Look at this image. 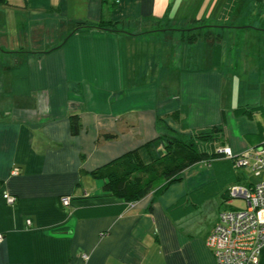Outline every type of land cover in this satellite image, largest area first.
Returning <instances> with one entry per match:
<instances>
[{"label":"crops","instance_id":"1","mask_svg":"<svg viewBox=\"0 0 264 264\" xmlns=\"http://www.w3.org/2000/svg\"><path fill=\"white\" fill-rule=\"evenodd\" d=\"M239 1L264 6L0 3V264H217L206 239L228 208V189L261 178L217 158L190 167L162 193L127 203L91 173L156 139L165 126L188 135L218 128L212 151L227 146L245 154L262 144L264 134L241 125L263 103L235 104V75L223 66L226 29L264 33L238 23ZM102 21L117 31L76 29ZM248 69L237 80L257 78L256 68ZM75 114L78 135L71 133ZM106 134L116 137L102 139ZM15 168L20 174H12ZM5 194L16 202L8 204ZM65 196L70 206L62 204Z\"/></svg>","mask_w":264,"mask_h":264},{"label":"trees","instance_id":"2","mask_svg":"<svg viewBox=\"0 0 264 264\" xmlns=\"http://www.w3.org/2000/svg\"><path fill=\"white\" fill-rule=\"evenodd\" d=\"M0 3L7 2L0 0ZM234 6L235 3H232L231 7ZM76 29L117 31L115 23L105 21L97 24L79 22ZM70 120L71 133L78 135L81 130L80 117L75 114ZM159 125L164 126L162 120H159ZM165 131L156 139L93 171L91 175L103 182L105 192L127 203H135L152 193H162L170 184L181 181L183 173L190 167L225 158L210 149V145L218 141V128L195 135L179 133L166 126ZM115 137L111 134L101 136L106 140ZM154 201L155 198L151 202L150 211Z\"/></svg>","mask_w":264,"mask_h":264},{"label":"built area","instance_id":"3","mask_svg":"<svg viewBox=\"0 0 264 264\" xmlns=\"http://www.w3.org/2000/svg\"><path fill=\"white\" fill-rule=\"evenodd\" d=\"M216 152L234 161L236 168L253 172L262 179L253 186L233 185L228 189L229 198L244 199L247 208L221 211L206 246L217 264H258L264 249V140L245 154H235L227 146L217 148ZM12 174H20V169L15 168ZM3 198L10 205L16 202V197L10 194ZM61 202L65 207L70 206L71 197H62Z\"/></svg>","mask_w":264,"mask_h":264},{"label":"rangeland","instance_id":"4","mask_svg":"<svg viewBox=\"0 0 264 264\" xmlns=\"http://www.w3.org/2000/svg\"><path fill=\"white\" fill-rule=\"evenodd\" d=\"M239 11H241V15H238L239 22L244 25H257L259 28L264 29V6L262 4H257L253 7H248L247 5H242L241 1H239ZM242 13H246L243 15ZM260 17H262L260 19ZM225 30V29H224ZM226 35L224 38V45L226 46V59L227 63L223 64L225 68H228L230 72L234 73L235 80L232 81V88L234 89L233 102L236 104L240 101V103L248 104L254 101H259V107L264 106V45H262V55L260 57L259 47L260 45L259 39L263 38L264 33L261 31H251L247 32L243 31V29H226ZM264 43V41H262ZM256 45V46H255ZM251 48V50H250ZM245 52V55H240V52ZM247 51L251 52L252 55L246 56ZM259 52V53H258ZM238 55H240L238 57ZM246 57V58H245ZM245 58V62H244ZM249 66L255 67V74L257 78H252L247 74L245 78L242 80H237V76L242 75V72L249 70ZM247 68V70H246ZM253 114L251 117H248L247 124L244 126L241 125V130H252L255 129L257 136L264 134V108H260V110L251 111ZM256 139V138H255ZM164 154V153H163ZM244 169H242L243 171ZM246 171V170H244ZM248 175L254 177L253 172H249ZM262 179V178H261ZM209 206V204H208ZM247 208V202L244 199L236 198L230 199L228 208L226 210L239 209L244 210Z\"/></svg>","mask_w":264,"mask_h":264}]
</instances>
